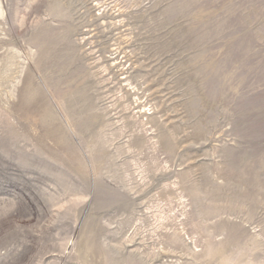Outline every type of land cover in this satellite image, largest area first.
I'll use <instances>...</instances> for the list:
<instances>
[{
  "label": "rangeland",
  "instance_id": "1",
  "mask_svg": "<svg viewBox=\"0 0 264 264\" xmlns=\"http://www.w3.org/2000/svg\"><path fill=\"white\" fill-rule=\"evenodd\" d=\"M0 264H264V0H0Z\"/></svg>",
  "mask_w": 264,
  "mask_h": 264
}]
</instances>
